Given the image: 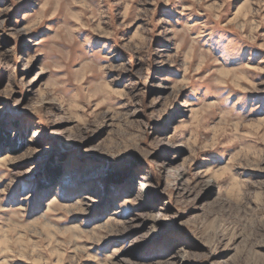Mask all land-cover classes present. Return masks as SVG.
Returning a JSON list of instances; mask_svg holds the SVG:
<instances>
[{"label":"rangeland","instance_id":"1","mask_svg":"<svg viewBox=\"0 0 264 264\" xmlns=\"http://www.w3.org/2000/svg\"><path fill=\"white\" fill-rule=\"evenodd\" d=\"M0 264H264V0H0Z\"/></svg>","mask_w":264,"mask_h":264}]
</instances>
